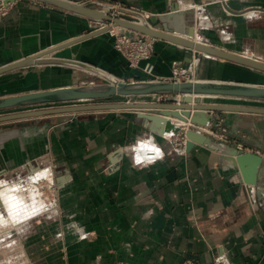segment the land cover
Instances as JSON below:
<instances>
[{
    "label": "crops",
    "instance_id": "crops-1",
    "mask_svg": "<svg viewBox=\"0 0 264 264\" xmlns=\"http://www.w3.org/2000/svg\"><path fill=\"white\" fill-rule=\"evenodd\" d=\"M35 2L22 0L1 15L0 67L89 31V17ZM129 2L127 5L137 2L153 12L170 8L169 0ZM187 3L206 8L203 17L211 25L204 30L206 41L264 60V0ZM251 7L258 9L252 14L243 12ZM185 21L189 23L187 17ZM230 24L235 28L232 34L229 30L222 32ZM61 52L128 82L154 78L140 68L127 69L106 34ZM192 57L183 46L157 40L151 58L155 76H169L175 61L188 63ZM222 66V62L202 59L199 79H212L213 69L219 71ZM223 67L230 73L215 79H236L240 67L226 62ZM5 76L0 78V91H7L0 97L96 83L90 72L58 65L28 66ZM133 99L142 101V97ZM77 114L76 118L53 116V124L44 118L41 124L25 128L44 131L43 126L50 123L40 140L30 136L29 148L40 147L35 150L37 156L55 155L65 166L60 171L65 173L60 178L61 225L51 230L53 234L59 230L62 235L56 238L55 249L48 248L52 241L47 240L45 264H112L116 260L181 264L185 258L201 264H264V173L259 181L261 189L256 187L258 191L254 189L251 194L239 169L217 152L196 145L190 153L179 154L165 137H158L160 142L164 140L160 143L163 150L158 149L149 134L141 138L146 129L121 110ZM216 116L227 124L221 133L244 134L255 145L230 137L224 140L226 143L236 147L244 143L264 158V150L257 146L264 144L263 116L239 112ZM170 120L186 125L176 118ZM140 139L139 144L131 146Z\"/></svg>",
    "mask_w": 264,
    "mask_h": 264
},
{
    "label": "water",
    "instance_id": "water-1",
    "mask_svg": "<svg viewBox=\"0 0 264 264\" xmlns=\"http://www.w3.org/2000/svg\"><path fill=\"white\" fill-rule=\"evenodd\" d=\"M12 0H4L7 4ZM69 12H74L87 16L89 18L100 19L110 23L109 26L96 31H90L86 34L63 42L59 45L47 48L37 54L23 58L17 62L6 64L0 67V78L6 73L28 66L58 65L68 66L94 73L105 82L94 84H84L80 86H67L52 89L36 90L10 96L0 97V109L14 108L18 106H35L50 104L48 107L34 108L22 112H14L0 115V130L13 128H26L31 124H36L44 120L45 117L53 124V116L68 113L84 112H103L110 110H134L128 113V116L137 124L146 128L152 135L159 137H170L166 133L171 132V136L181 130V126H176L170 120V117L180 120L181 123L191 122L205 127L216 128L220 123L222 128L227 124L223 118L216 116L218 113L239 112L247 114H256L264 117V60L249 56L243 53H236L215 46L204 40L193 39L195 34L194 26L189 28L190 38L177 35L175 30L168 24L165 16L178 14L180 16L188 15L193 20L190 25L197 21V10L195 7H188L182 10L178 1H170V8L166 11L156 13L151 12L149 24H139L130 19L112 18L103 10L86 4H78L74 0H36ZM122 1L131 4L130 0H111ZM2 2H0V5ZM138 8L144 9L142 4L134 3ZM147 10V9H144ZM148 11V10H147ZM1 17V13H0ZM187 17V16H186ZM117 26L125 29L131 39L136 38L132 32L149 35L157 40L170 42L174 45L183 46L187 49H193L215 59L225 60L226 63L234 64L240 67L236 79H204L196 81H161V80H141L125 81L110 72L109 70L94 65L92 63L78 60L76 57H66L62 55V50L78 43L84 42L94 36L106 34L115 48V36L109 30L110 27ZM126 64V68L131 70L128 60L115 48ZM189 60L188 63L175 61L182 68V73H193V66L197 68V62ZM175 62L172 64V71L169 76H174ZM154 65V64H153ZM91 70V71H89ZM224 72L228 75L230 71ZM109 73V74H108ZM197 73V72H196ZM113 74L115 77L110 76ZM152 74L155 75L153 69ZM110 76V77H108ZM230 77H233L230 75ZM1 80V79H0ZM121 80V81H120ZM6 90V89H5ZM7 91V90H6ZM5 91V92H6ZM5 92L0 91V95ZM189 95L195 97L190 98ZM114 96L124 97H142V101H122L113 99ZM204 96V97H203ZM205 96H214L216 98L206 99ZM132 98V99H133ZM246 99H253L258 102H247ZM134 100V99H133ZM59 104H61L59 106ZM57 105V106H52ZM204 111V117L199 118L193 111ZM169 117V118H168ZM190 120V121H189ZM17 121V122H16ZM148 122L154 124L150 125ZM51 124L46 123L43 126L45 130L50 128ZM158 126L159 129L156 130ZM187 137L185 150H177L179 154L190 153L196 145L206 147L220 154L221 158L230 161L233 166L239 169L244 183L250 187L253 192L256 187L260 188V177L264 173V158L255 152H245L239 150L236 146L217 140L214 136L204 132L189 128L184 131ZM224 133L230 137L243 141L248 144H254L248 140L244 134H233L224 130ZM241 133V132H240ZM153 137V136H152ZM264 150L263 145H257ZM258 191V190H257ZM258 193L259 198L262 197Z\"/></svg>",
    "mask_w": 264,
    "mask_h": 264
},
{
    "label": "rangeland",
    "instance_id": "rangeland-1",
    "mask_svg": "<svg viewBox=\"0 0 264 264\" xmlns=\"http://www.w3.org/2000/svg\"><path fill=\"white\" fill-rule=\"evenodd\" d=\"M20 1L22 0H19L18 2ZM33 2L35 1L33 0ZM178 2L180 3V7L182 9L192 7V5L191 6L187 5L188 4L187 0H178ZM35 3L36 4H46L40 1H36ZM202 5L203 4H198V5L193 6L196 9H198L197 10V17H198L197 21L198 22L190 25V23L187 24L185 21V25L187 28H190V26H194L195 34L201 37L200 36V33H201V35H203L204 37V40H206L204 36V30L205 28L211 27V25H210V22L203 17L206 12V8H204V6ZM256 9L258 8L251 7V8H247L246 10H243V12H247V13L250 12L252 14V13H255ZM148 11L153 13V11H150V10ZM261 11H264V10H261ZM156 13H160V12H156ZM186 16L188 18V15ZM186 16H185V20H186ZM188 20L189 22L193 21L190 18H188ZM230 25L231 27L224 26V30L222 32L229 30V32L232 34L235 28L233 24H230ZM220 31L221 29H218L217 33L222 34ZM88 32H90V29ZM232 39H233L232 42L236 41L234 38ZM206 42L213 44L209 41H206ZM218 47H220V45H218ZM188 50L193 56L192 60L197 62V68H195L196 66H193L192 68L193 73L190 74L191 77L193 76V79H192L193 81H195V78H197V80H202V79H199L201 78L200 77L201 74H198V68L200 69V62L202 59L222 62L223 66L226 62L225 60L209 57L193 49H188ZM239 53H243V52H239ZM194 61L192 62L193 65H194ZM223 66H222V69H220L219 71H216L213 69V72H211L213 73L212 78H214V76L217 77V75H220V76L224 75ZM243 74L244 73L241 72L238 75L243 76ZM6 77L7 76L4 75V78ZM94 82H96L95 84H98V83H103L105 81L101 79L100 77L94 75ZM132 98L133 97H126V99L122 101H130L132 100ZM139 98H140L139 96L136 97V100H139ZM213 98H216V97H213ZM113 99L115 100L114 97ZM246 100L247 102H258L253 99H246ZM261 102L263 103L264 101H261ZM49 105L50 104H42V105H35V106L29 105V106H18L14 108L0 109V115H5L9 113H14V112H22L25 110L34 109L36 107L37 108L48 107ZM60 105L61 104H59V106ZM52 106H57V105H52ZM114 111L115 110H110L108 112H114ZM121 111L127 112V113L135 112L134 110H121ZM90 113H96V111H92ZM76 114L68 113V114L56 115V116H60L62 118H71V117L76 118L78 116V114L77 115ZM37 124H41V123H37ZM192 125H195V124H192L189 122V123H186V125L184 126L180 125L181 130H183L184 132L187 129L191 128L193 130L202 131L204 128H206L203 125L196 124L199 127L198 129H196ZM217 128L219 131L217 130ZM221 128L222 127L220 125H217L216 129L215 128H209V129L215 131L218 134L219 133L223 134L224 132L223 133L220 132ZM146 131L147 133H143L141 138L144 136V134L145 135L149 134V137L153 136V141L156 143L157 148L158 149L161 148V150H163L162 147L164 146L160 143H162L164 140L160 142V139H158L159 136H155L154 134L152 135L147 129ZM178 133H182V131H179ZM178 133L170 137H165V138H168L167 141H168L170 148H173V149L176 148V136L178 135ZM30 136L35 137L36 138L35 140L37 139L40 140L41 137L44 136V131H42L41 129L40 131L38 130L31 131L25 128L20 129L16 127L13 129L0 130V188L1 187L3 188V186L7 184L16 185V187L18 188V193L20 192L19 194L22 195L21 197L25 201L23 202V207L25 208L29 206L28 209L31 210V211L29 210V212L30 213L32 212V214L34 215L32 216V218H29L26 220H22V221L20 220L19 222H13L12 218L9 215V211L7 210V208L0 205V211H1V214H0V264H45L44 252L47 247V242H48L47 240L52 241V242H49L48 248H51L53 246V249H55L56 245H58V242H56L57 241L56 238L57 237L61 238V235H62V233L59 230L55 234H53L54 230L53 232H51V230L52 228L54 229L56 225L59 227L61 225L60 217L62 216V214L60 212V206H61L60 196H61V189H62L63 182H61L60 178L62 177V174H65V173L61 174L60 171L64 169L65 166L60 161V158L56 157L55 155H51L50 158L48 155L46 157L37 156L35 153V150L41 149V148L40 147L39 148L38 147L29 148L30 147L29 146ZM160 138H164V137H160ZM215 138L217 140L224 141V139H220L217 137ZM141 140L142 139L138 141L135 140L134 142H132L131 146L139 144ZM39 145H40V142H39ZM175 151L177 150L175 149ZM42 169L50 170V174L52 173L50 176L52 177L51 180H49L50 179L49 176L47 177L40 176V178L38 175L36 176V173ZM33 189L34 191H32ZM36 190H37V193H36ZM33 194L35 197L33 196L32 198ZM39 197L42 200L39 199ZM38 200L40 202H38ZM31 201L32 202L36 201V203L33 202L34 204L31 206L30 205L32 203ZM37 202L40 204H38ZM34 207H37L38 210L37 208L34 209ZM25 209L26 211H28L27 208ZM36 237L39 239H35ZM36 248H39L41 250L36 251Z\"/></svg>",
    "mask_w": 264,
    "mask_h": 264
},
{
    "label": "built area",
    "instance_id": "built-area-1",
    "mask_svg": "<svg viewBox=\"0 0 264 264\" xmlns=\"http://www.w3.org/2000/svg\"><path fill=\"white\" fill-rule=\"evenodd\" d=\"M19 0H12L7 4L2 3L0 5V13L4 15L7 13V10L13 7ZM74 2L78 4H86L94 6L100 10L106 12L112 18H120V19H130L139 24H149V19L151 17V12L138 8L134 5H127L122 2L111 1V0H74ZM110 23L91 18L89 20V29L90 31H96L102 29L104 27L109 26ZM112 26V25H111ZM109 32L115 36V48L128 60L129 66L132 69H141L148 75L154 77L153 80H161V81H189L193 79L189 72L182 73V68L177 65L175 62L174 67V76L173 77H160L152 74L154 69V65L151 62V58L153 52L155 50V44L157 39L149 36L140 34L137 32H132L136 36V38L131 39L125 29L121 27L117 28L116 31L109 30ZM144 64V65H143ZM188 74V75H187ZM187 75V76H186ZM160 77V78H159ZM220 125V123L218 124ZM196 129H198V125H192ZM218 130V129H217ZM206 134H210L214 137L227 140L228 136L223 134H218L215 131L209 129L208 127L202 130ZM186 134L185 132L178 133L176 136V150H185L186 147ZM237 148L239 150H243L245 152H251V148H249L244 143H238ZM112 264H132L129 261L125 260H116ZM181 264H201L195 261L192 258H185Z\"/></svg>",
    "mask_w": 264,
    "mask_h": 264
},
{
    "label": "bare ground",
    "instance_id": "bare-ground-1",
    "mask_svg": "<svg viewBox=\"0 0 264 264\" xmlns=\"http://www.w3.org/2000/svg\"><path fill=\"white\" fill-rule=\"evenodd\" d=\"M4 3V2H3ZM182 10H184V9H182ZM178 14H174V15H172V16H168V15H166L165 16V18L164 19H166V21L168 22V24L175 30V33L177 34V35H180V36H184V37H186V38H190V36H189V28H187L186 27V25H185V16H183L182 14H180V16H177ZM114 27H116V28H114ZM114 28V29H113ZM117 28H119V27H117V26H111L110 27V29L111 30H113V31H116L117 30ZM193 39H195V40H197V41H199V40H201L200 38H198V37H196L195 36V34H194V37H193ZM107 71V70H106ZM93 72V71H92ZM109 74V73H108ZM110 76H112V77H115L113 74H110ZM110 76H108V77H110ZM121 81V80H120ZM189 81H193V80H189ZM99 84V83H98ZM190 96V98H194L195 96L194 95H189ZM204 97V96H203ZM213 97L214 96H205V98L206 99H213ZM195 114H196V116H198L199 118H203L204 117V114H205V112L204 111H201V110H197V111H193ZM169 118V117H168ZM173 118V117H172ZM170 119H171V117H170ZM190 121V120H189ZM150 125H153L154 126V124H152V123H150V122H148ZM174 123V122H173ZM187 123V122H186ZM191 123V122H190ZM192 124H194V123H192ZM175 125V124H174ZM177 125H175V127H176ZM156 127V130H158L159 129V127L158 126H155ZM205 129V128H204ZM188 130V129H187ZM186 130V131H187ZM198 131H200V130H198ZM171 132H173V131H170V132H168V134H171ZM202 132V131H201ZM187 138V137H186ZM187 140V139H186ZM146 148V147H145ZM39 169V168H38ZM52 174V173H51ZM51 174H50V170H48V169H42V170H40V171H38L37 173H36V176L38 175L39 176V178H40V176L41 177H47V176H51ZM38 178V179H39ZM51 178L52 177H50V179L49 180H51ZM42 179V178H41ZM40 179V180H41ZM46 180V179H45ZM42 182V181H41ZM51 182V181H50ZM32 191H34V189L32 190ZM20 193V192H19ZM18 193V188L16 187V185H14V184H7V185H4L3 186V188L1 187L0 188V205H2L3 207H6L7 208V210L9 211V215H10V217L12 218V220H13V222H19L20 220L22 221V220H26V219H29V218H32V216H34L33 214H32V212L30 213L29 212V210L30 209H28V207H25V208H27L28 209V211H26V209L23 207V202H25L24 200H23V198L21 197L22 195L21 194H19ZM36 193H37V190H36ZM38 193H40V192H38ZM39 195V194H38ZM33 196H34V194L32 195V198H33ZM42 196V195H41ZM35 197V196H34ZM43 197V196H42ZM47 198V197H46ZM35 199V198H34ZM39 199H41L40 197H39ZM32 200V199H31ZM36 200V199H35ZM42 200V199H41ZM32 202V201H31ZM30 202V203H31ZM33 202H35L36 203V201H33ZM31 203L30 205L32 206L34 203ZM38 202H40L39 200H38ZM37 202V203H38ZM44 202V201H43ZM5 206H4V205ZM38 204H40V203H38ZM37 204V205H38ZM50 204V203H49ZM25 205H26V203H25ZM1 206V207H2ZM34 206H36V205H34ZM40 206V205H39ZM42 206V205H41ZM44 207V206H43ZM33 208V207H32ZM31 208V209H32ZM35 208H37V207H34V209ZM47 209V208H46ZM37 210H38V208H37ZM31 211V210H30ZM33 211V210H32ZM34 212H35V210H34ZM0 214H1V211H0Z\"/></svg>",
    "mask_w": 264,
    "mask_h": 264
},
{
    "label": "trees",
    "instance_id": "trees-1",
    "mask_svg": "<svg viewBox=\"0 0 264 264\" xmlns=\"http://www.w3.org/2000/svg\"><path fill=\"white\" fill-rule=\"evenodd\" d=\"M114 98L117 99V100H124V99H126V97H124V96H114Z\"/></svg>",
    "mask_w": 264,
    "mask_h": 264
},
{
    "label": "clouds",
    "instance_id": "clouds-1",
    "mask_svg": "<svg viewBox=\"0 0 264 264\" xmlns=\"http://www.w3.org/2000/svg\"><path fill=\"white\" fill-rule=\"evenodd\" d=\"M157 155H159V153L157 152Z\"/></svg>",
    "mask_w": 264,
    "mask_h": 264
}]
</instances>
